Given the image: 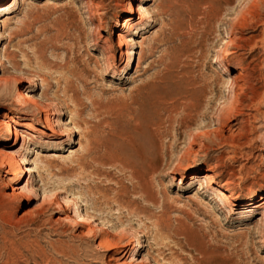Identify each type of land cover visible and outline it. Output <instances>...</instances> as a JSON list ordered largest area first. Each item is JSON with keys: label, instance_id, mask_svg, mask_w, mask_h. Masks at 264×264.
Returning <instances> with one entry per match:
<instances>
[{"label": "rangeland", "instance_id": "1", "mask_svg": "<svg viewBox=\"0 0 264 264\" xmlns=\"http://www.w3.org/2000/svg\"><path fill=\"white\" fill-rule=\"evenodd\" d=\"M13 1L0 264H264V0Z\"/></svg>", "mask_w": 264, "mask_h": 264}, {"label": "bare ground", "instance_id": "2", "mask_svg": "<svg viewBox=\"0 0 264 264\" xmlns=\"http://www.w3.org/2000/svg\"><path fill=\"white\" fill-rule=\"evenodd\" d=\"M15 2H16V0L13 1V3L11 4V7L14 5ZM140 10H141V8L139 7V5H133L132 3L129 4V9L127 11V17H126L127 18L126 21L127 22H130L129 27L133 26L132 25V22H134V20H135L134 19V16H135V14L140 15L139 14L140 13ZM145 12H147V11H145ZM142 22L143 21H142V16H141L139 18V22H137V24H140ZM234 80L237 83L240 80V78L238 77V78H235ZM54 122L52 121L50 123V127H49L48 131L47 132H44L43 134L45 136L50 137V138H53V139H56V138L60 139V138H67L68 137L67 139L71 142V139H69L70 136H67L68 134L66 135V134L63 133L64 129L68 128L67 125H63V126L61 125V127H60L57 124L58 127H56L55 126L56 124ZM6 124L9 125L8 123H6ZM52 135H54V136H52ZM15 136H16V140L21 139V141H22V148H24L25 147V144H26V136H24L23 134H19V133H15ZM26 162L27 161H25L24 157H19V159L16 160V166L18 168V173L15 174V175H16L17 182H16V184L13 187L10 188L13 191L14 194H15L16 191H20L22 188L24 190H29L30 189L29 180L26 181V183H25V185L23 187H20L19 186V184H20V182L22 180V176L23 175H25V174H31L32 172H34V171H32V169L30 167H27V166H24L23 167V164H25ZM2 165H5V162L4 161L2 162L1 166ZM216 186H217V188L214 190V193H215L216 197L220 201H222L223 204H225V205L228 204L226 206H229V203H230L229 202V197L226 194V192L224 191L222 185L220 183H216ZM256 194H257L256 192H253V193H251L249 195V197L254 198ZM260 201H261V203L258 204L259 206L258 205H255L256 207H252V208H256V209L262 208V209H264V197H260ZM77 204L74 203V205L72 206L73 207V216L77 220H79V221H83L84 219L91 220V218H90L91 216L90 217H88V216L86 217L84 215L85 213L84 214L81 213L80 208L78 207L79 205H77ZM251 206L252 205L250 204L249 207L248 208H245V209H249V208H251ZM247 212L250 213V212H252V210H247ZM93 219H94V217H93ZM118 264H123V263H118Z\"/></svg>", "mask_w": 264, "mask_h": 264}]
</instances>
